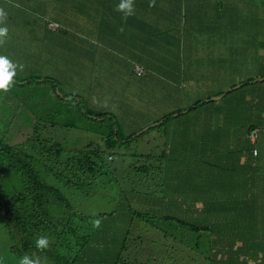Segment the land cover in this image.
<instances>
[{
  "label": "rangeland",
  "instance_id": "obj_1",
  "mask_svg": "<svg viewBox=\"0 0 264 264\" xmlns=\"http://www.w3.org/2000/svg\"><path fill=\"white\" fill-rule=\"evenodd\" d=\"M21 1L0 0V8L6 13H10L8 21L11 25L13 23L17 25L22 19L33 22L35 16L37 17L36 13L34 12L33 14L32 11L27 10ZM192 1L195 2L193 14H191L189 8V3H192ZM149 2L152 5L149 10V16L139 13V16L136 17L139 21L146 23L147 26L142 29V31L146 32L140 33L143 38L140 44L138 43L137 49L133 51H129L127 47L129 43L128 37H121L120 40L106 36L101 38L94 29H91L97 26L96 23L93 25L88 24V21L81 19V17L72 20L71 25L85 33L86 36L82 35V39L87 41L92 39L91 41L94 44L92 53L87 51V49L85 52L84 46L70 45L68 47L71 52L74 49V53L79 56L76 55L75 62L82 69L81 74L78 71L73 73L71 70H65L64 73L62 70L63 68H67L66 63L60 61H67L66 56L68 51L66 50L59 51V53L64 55V58L56 60L59 65H45L44 61L39 58L44 53L41 46L42 43L37 40L39 34L36 30L30 33L33 38L29 42H21L20 38H17V41H13L12 44L14 46L18 48L24 46L28 49V52L32 51L35 55V62L31 63L30 61L14 58L12 54L8 53L14 58L10 59L13 63L24 65L23 71L17 68V75L14 79H19L16 77H20L23 80L31 77H40V79L32 78L24 86H18L15 83L11 88L10 92L13 94V97L11 96L13 102L12 119L10 118V114H6L7 110L11 109L9 104V99L11 98L8 99L5 93H0V135L5 134V122L9 120L10 126L7 135L10 138L8 139L9 145L22 144L24 141L35 144L33 134L34 124H36L35 127L37 126L36 120L44 121L56 117L55 114L63 107V104L57 101L55 95V92L60 88H64L68 92L80 94L79 96L84 100V110L92 108L89 105L90 100L84 94V91H87L86 89L84 90V83H69L65 78L67 76L69 78H79L77 75H88L89 67H91L89 61L99 63L103 58L111 63H116L117 61L126 62L133 55L136 59H139V65H141L139 67L144 72L143 76L138 77L137 75H129L120 71L116 74L120 75L121 79L106 75L112 88L125 89V91H118L116 93L115 106L111 104L110 95L105 93L106 89L100 92L99 101L102 100V109L112 112L119 120L123 113L127 111V108H131L133 111L138 109L139 99L140 104H143L141 107L143 113H147L151 109L150 100L156 99V102L160 100L157 103H159L158 106H161V111L163 110L162 107L167 108L168 106L169 109L176 110L180 108V105L189 106V100L184 98V94L186 93L190 92L189 96L195 103L204 101L211 96L213 97L215 94L222 93L215 100V104L211 103L207 106H200L198 111L194 109V115L185 114L177 122L169 123V126L163 127V129L169 130L168 135H166L167 144L170 147V149L169 147L165 149L167 150V155H160V152L156 151L154 152L153 159L146 161L134 154L136 153L135 151L138 154H142L144 150L150 152L154 147V143L147 144V136L145 135L144 140L142 137L128 144L127 146L131 145L130 149H115L103 154V158L107 159L113 153L114 160L107 162V165L111 167L104 169V177H99L100 175H98L96 176L97 178H93L96 181V187L93 191L91 189L94 188V185L92 187L86 185L88 182L85 183L82 190L73 189L71 186L64 188L63 192L66 200L72 206V209L82 215L85 220L82 222L77 218L73 219L75 222L73 229L77 237L83 235L81 226L89 227L94 231L96 229L92 223L94 220H100V226L106 225L107 227L106 230L103 227L100 228L101 236L99 238L104 243L103 248H95L96 254L99 253V255L92 256L93 254H90L89 249L84 248L85 246L81 250V245H77V247L70 240L69 242L82 256L90 254L93 257L89 264H110L115 260V251L117 252L118 250L119 237L122 240L125 239L128 248L117 258L116 264H248L250 261L239 262L237 257L239 249H234V246L231 247L230 253H224L220 249L221 245L225 244V246H228L230 236L213 230L215 227L213 218L216 215L221 223H226V220L221 218L224 214L228 217H239L247 214L256 220H262L264 219V214H262L264 211L258 214L252 210V207H247L246 209L238 208L244 202L239 201L235 203L234 199L228 197L226 190L234 193L233 190L237 187L243 188L244 196H255L257 194V192L252 190L253 187L249 183L239 182L235 178L236 176H233V170H229L226 174L222 172L218 175L210 176V167L207 166V163H214L220 160L217 157L219 145L213 142L208 135L213 124L201 120L199 111L216 108L219 112L224 113L228 109V102L233 101V98L236 97L240 100L241 95L238 94L241 93L239 90H233L230 93L224 94L227 89L234 85H240L241 82L247 81L249 77H262L264 75V62L263 60L262 63L260 62L258 51L252 61L248 60L249 62L245 59L243 62H230L229 58H220L217 55L221 51L220 40H223L225 49L227 50L226 43H230L233 38L235 40L236 36L235 42L241 45V47H244L245 43L255 39L258 47L260 45L263 46L264 21L256 27L258 34L255 32L251 35L244 21L245 12L247 14L253 12L250 9H245V12L241 10L238 16L239 21L235 22L229 15V10L231 9L227 7V3L223 7V0H184L181 6V16L179 19H176L178 25L172 27V29H167L164 15L172 14V12H176L177 8H180L177 0H172L169 5L162 4L160 0H150ZM14 8L16 9L14 10ZM191 15L194 19L193 23L190 21ZM159 16L161 19H158ZM261 17L264 18V13H262ZM121 19L124 20L123 17ZM157 20L160 21V26L153 24ZM126 22L129 23L132 33L134 29L131 25V20L127 18ZM9 23L6 20L5 24H0V27H7L9 31ZM233 23L234 26L232 27ZM220 26L223 31H217L216 28ZM191 28L195 29L196 33H199L194 36L199 39L200 45L202 47L204 45L208 46L206 49L210 50L209 61L211 65H193L189 59H185L188 53ZM12 35L13 33H8L7 39H11ZM48 37H50L49 34ZM175 43L178 45H174ZM57 44L59 43L57 42ZM159 44H161V47H159ZM249 50L252 51L253 47L250 46ZM88 53H91L90 57ZM169 53H171V61L167 63ZM0 54L5 56L2 50H0ZM243 54L244 51H241L240 59L243 58ZM175 59L183 60V67L185 69L194 67L198 71L206 72L205 76L197 77L194 83H192L191 79L183 72L185 84H182L181 87L177 86L175 84L176 81H174L176 77L171 73H164V69L169 68L167 67L169 63L170 68L174 70L176 66ZM109 68L110 71H102V73L111 74L113 67ZM224 73L227 74L225 75ZM125 75L132 80L129 85L123 80ZM55 80H57L56 87L53 86V81ZM187 82H190V86L185 89ZM164 90L170 92V95L166 98H163ZM176 90L181 93L177 94ZM240 90H248V88L244 87L240 88ZM110 93L113 94V91L110 90ZM94 100L97 102L96 99ZM179 100L186 101L180 103ZM18 101L25 102H23L25 106L22 105L20 109L24 111L25 120H32L30 124L19 118L15 122V114L18 109L15 103ZM129 105L131 106L129 107ZM225 106L227 107L226 109L224 108ZM62 111H64L63 108ZM76 116L75 113L71 115V118L76 121H71L73 126L78 125L80 130H84V133L91 136L92 141L99 142L100 146L104 148V141L109 128L108 124L101 125L94 121H79L76 119ZM64 119H66V116ZM119 122L118 127L122 128L119 136H126L132 128V118L130 120L123 119ZM40 126L44 127L43 123ZM57 126L53 130V133L56 135L54 142L61 144L63 148L65 147L69 151L74 150L75 147H83L81 142L82 136L79 132L71 128L60 127V125ZM134 128L136 129V126ZM160 131L158 129L151 131L149 136ZM100 134L103 136H100ZM102 137L103 142L101 141ZM165 143L163 139L161 150L165 146ZM225 146H222L221 150ZM135 159L141 162L139 164L135 163ZM141 165H146L149 168L147 173L146 171L142 174L135 172ZM213 172L217 171L213 170ZM132 173L135 174L137 180H146V183L134 186L130 182ZM48 184L54 185L53 182ZM55 187L57 188V186ZM222 190L225 191L224 195L221 193ZM173 196H177L178 198H174ZM255 199V203L264 210V197L257 195ZM149 202L152 203L154 208H158L163 204V211H151L148 205ZM231 205L236 207L234 211H230ZM180 208L185 209L184 214L186 215L192 213L194 218L190 221L189 218H186L179 211ZM218 208L220 210L217 214ZM188 211L191 213H188ZM166 212H174L175 217L186 221L185 223L209 222L211 224V232H205L204 235L200 236L183 222L180 223L183 225H173L176 222L175 219L171 220V222L161 221V216ZM104 214L106 216L102 217ZM141 214H146V219H140ZM159 226H162L168 232L169 238L166 239L160 233L158 230ZM127 230H129V233ZM105 231H107V234ZM211 235H214V237L212 238ZM69 239H72V237H69ZM241 239L245 244L244 231ZM87 240L92 244L95 240V234L88 236ZM148 240H152L155 243H150ZM73 241L75 242V240ZM11 245L10 234L6 227L0 223V259L3 260L4 264H19V259L22 255L14 253ZM248 245L251 247L250 242ZM61 251L65 254L63 249ZM150 251L156 253L155 255L153 254L151 259ZM16 252H20V250ZM228 255H230L232 260H226ZM43 264H55V262L45 261ZM77 264L81 263L78 262Z\"/></svg>",
  "mask_w": 264,
  "mask_h": 264
},
{
  "label": "trees",
  "instance_id": "obj_2",
  "mask_svg": "<svg viewBox=\"0 0 264 264\" xmlns=\"http://www.w3.org/2000/svg\"><path fill=\"white\" fill-rule=\"evenodd\" d=\"M22 1L29 3V10L32 11L33 14L35 12L37 17L35 16V20L33 22L22 19L17 25H14V23L11 25L8 21L9 18L7 17V22L10 25L8 33H13V35L11 39H6V43L0 46V50H2L5 56L9 59L18 58L25 61H30L31 63L35 62V55L32 51L28 52V49L24 46L18 48L14 46L12 42L17 41V38H20L19 40L21 42H28V39L31 40V38H33L30 33L33 30H36V32L39 34L37 40L42 43L41 46L44 53V55H40L39 58L44 61L45 65H57L58 63L56 60L64 58V55L59 53V51H68L66 56L67 61L60 60L65 62L67 65L66 69H62L64 73L65 70H71L73 73L78 71L80 74L82 72V69H80L76 64L77 62H75L77 54L74 53V49L72 52L68 49L70 45H88L87 47L91 52L94 48V44L91 41L92 39H89L88 37L87 38L89 41L82 39V35L86 36L85 33L74 28L71 25L72 20L77 17H81V19L88 21V24L93 25L96 23L97 26L91 29H94L97 35L101 38H103L105 32L109 30L115 31L120 29L122 26L126 27V25H129V23L122 19L115 21V19L112 17H104L103 19H100L99 16L100 10L112 11L111 14L113 15L115 11H117L116 8L121 3V0H93L92 2H87V0ZM149 1L150 0H134V9H137L138 11L149 12L151 7ZM183 1L184 0H177L180 8H177L176 12H172V17L166 22L171 23V29L172 27L178 25L176 19H179L181 16V6ZM223 1V7H225V3H227V7L231 9L229 10V15L235 22L239 21L238 16L241 10L244 12L245 9H250L253 11L249 12L248 14L245 12L244 21L251 35H253L255 32L258 34L256 27H258L264 21V18L261 17L262 13H264V0ZM194 3L195 2L192 1L191 4L193 6L189 7L191 14H193L195 9ZM15 9L16 8H14V10ZM92 12H99V14H97V17L92 18L89 16L92 15ZM145 14L147 15L148 13ZM8 15H10L9 12L7 13V16ZM108 19L109 21H107ZM130 20L132 23V19ZM133 20L136 22L135 29H139L140 27L142 30L145 26H147L146 23H143V21H139L138 19ZM190 21L192 23L194 22L192 15L190 17ZM52 23L59 24V29L54 33H49L48 27ZM154 24L159 26L160 21L157 20L154 22ZM233 26L234 23L232 24V27ZM216 29L217 31H223L221 30V26ZM137 32L139 33V31ZM140 32L143 33L146 31ZM118 33H120L121 37H127V33L124 34V29L122 31L120 30ZM48 34L50 37H48ZM190 34L191 37L188 42V53L185 59H189L193 65H211L209 61L210 50L206 49L208 46L204 45V47H202V45H200L199 39L194 36L199 34L196 33L195 29L191 28ZM236 39L237 36L235 40ZM235 40L233 38L230 43H226L227 50L225 49L223 40H220V53H223L221 55L220 53L217 55L220 56V58H229L230 62H243L244 59L249 62L248 60L252 61L258 51L260 62L262 63V60L264 62V45H260L258 47L255 43V39L245 43L244 47H241V45L237 44ZM56 41L59 44H57ZM174 45L178 44L175 43ZM250 46L253 47L252 51L249 50ZM241 51H244L242 59H240ZM8 53L12 54L14 58ZM0 56L2 55L0 54ZM169 58L170 60H167V63L171 61V56H169ZM136 60L139 62V59ZM174 61L176 62L174 70L171 68H166L164 69V73H171L177 79L180 65L183 66V60L181 61L175 59ZM90 63L91 67H89V75L79 78H69V76H67L65 79L69 83H84V90H87L86 92L84 91V94L86 98L90 100L89 105L92 108H87L84 110L85 104L83 98L79 96L80 94L68 92L66 89L60 88L57 92H55V95L57 97V101L63 104L62 108L64 111H62V108H60L59 112L55 114L56 117L44 121H38V119L36 120L37 126L35 127L36 124H34L33 134V139L36 142L35 144L24 141L22 144L18 143L9 145L8 139L10 138L7 136L10 126L9 120H6L5 122V134H2V136L0 135V223L6 227L8 233L10 234L12 251L22 255L21 257L28 255L35 258L38 256L41 259V264H43L45 261H52L55 262V264H77L78 262L81 264H89L93 258L92 256L99 255V253L96 254L95 248H103L104 241L99 238L101 236L100 228L103 227L104 230H106V225H101L94 231H92L89 227L81 226L83 235L80 237L76 236L75 230L73 229V224L75 223L73 219L77 218L82 222L85 220L83 219L82 215L72 209V206L66 200L63 192L64 188L71 186L73 189L82 190L85 183L88 182L86 185L90 187L94 185V188L91 189L93 191L96 187V181H94L93 178H97L96 176L98 175H100L99 177H104V169L111 167L110 165H107L108 160L103 158V154L115 149H130L131 145L127 146L128 144H131L133 141L142 137L144 140L145 135L147 136V144L149 145L154 143V147L150 152H146V150H144L142 154H138L137 151H135L136 153L134 154L142 157V159H145L146 161H148V159H153L154 152L156 151H159L160 155H167V150L165 149H167L169 146L167 144L166 135H168L169 130L163 129V127L169 126V123L177 122L181 116L185 114L194 115L193 112L195 110L198 111L200 106H207L211 103L215 104V100L218 99V97H220L222 94H215L213 97L211 96L204 101L195 103V101L193 102L189 96L190 92L186 93L184 94V98L189 100V107L183 108L181 106L176 110L169 109L168 106L167 108L162 107L163 110L161 111V106H158L159 103H157L160 102V100H157V102L156 99L150 100L149 104L151 109L147 113H143L141 108L143 104H140L139 99L138 109L133 111V109L127 108L126 112L128 113L124 112L120 118V120H130L132 118V128L130 129L129 133L126 134V136L121 137L119 136V132L122 131V128H120V126L118 127L120 124L119 118L116 115H113L112 112L103 110L101 107L102 100L99 101V98L101 90L106 89L105 93L110 95L112 100L111 104L115 106L114 100L116 93L118 91H125V89L112 88L111 83L108 82L106 78V75H111L115 78L119 77V75L116 73L123 71L129 75L142 76L144 72L142 75L137 74L135 70L136 67L140 65H138L136 62L134 63V60H131L130 58L129 60H126V62L117 61L116 63H111L110 61L103 58L99 61V63H93L92 61H90ZM122 63L124 64L123 66H121ZM168 65L170 66V63ZM168 65L167 67H169ZM109 67H113V72L111 74L102 73V71H110ZM224 74L226 75L227 73ZM16 78H19L15 79V83L18 86L26 85L32 78L40 79V77H31L24 80L20 77ZM263 78L264 75L262 77H249L247 81L241 82L240 85H234L233 87L227 89L224 94L230 93L233 90H239L241 92L238 93L241 94L240 100H238V97H236L233 98V101L228 102V109L224 113H221L218 119L211 122L213 125L210 132L208 133L209 138L213 142L219 140L224 141V143L220 144L218 150L219 152L217 153V157L220 158V160L214 163H207V166L210 167V176L218 175L221 172L226 174L229 170L235 171L233 167H229L227 164L231 163L235 165V168L239 173V176L235 178H237L239 182L249 183L257 190L260 182L259 177L264 170ZM125 81L128 83V85L132 82L131 78H127ZM56 82L57 80L53 81V86L55 87L57 86ZM175 84L181 87L183 83L178 81L177 83L175 82ZM188 86L189 84L186 83L185 89ZM244 87H247L248 90H240V88ZM260 89H262V92ZM110 90L113 91V94L110 93ZM12 95L13 94L11 93V96ZM163 95V98H166L170 95V92L164 90ZM7 98L9 99L11 97L7 96ZM222 98H224V96H222ZM94 99H96L97 102H95ZM23 102L18 101L15 103V106L18 107L15 114V122H17L19 118L30 124L32 120H25L24 111L20 109L22 105L25 106V102ZM9 104L11 109L7 110L6 114H10V118L12 119V98L9 99ZM131 105H129V107ZM224 108L226 109L227 107L225 106ZM186 110L188 111L183 113ZM217 112H214L213 108L211 110L199 111L201 116L200 119L206 122L208 121V119L205 118L206 115L208 116L214 114L217 116ZM73 113L77 115L76 119L79 121L86 120L94 121L95 123H99L101 125L108 124L109 128L107 131V136L105 137L104 148L100 146L99 142L92 141L91 136H89L87 133H84V130H80L78 125L75 127L73 126L71 123V121H75L71 118ZM65 116L66 119H64ZM42 123L44 127L40 126ZM57 125H60V127L63 126L64 128H71L72 130L79 132L82 136L81 142L83 147H75L74 150L69 151L65 147L64 149L61 144L54 142L56 135L53 133V130L58 127ZM135 126L136 129L134 128ZM157 129L161 131L149 136L151 131ZM241 134L245 136L246 141L243 140ZM100 136L103 135L100 134ZM239 136L241 137L242 141L241 145H235V149H227L228 145H226V143L230 142L229 140L232 139V137L237 138ZM163 139L166 143L161 150ZM101 141L103 142V137L101 138ZM222 146H225L223 150H221ZM135 161V163L138 164L141 162L138 159H135ZM224 163H226V165H220ZM148 169L149 168L146 165H141L136 169L135 172L142 174L146 171L147 173ZM213 170H216L217 172H213ZM145 181L146 180H137L135 174L133 173L130 177V182L134 184V186H140L141 183H146ZM47 182H53L54 185L48 184ZM55 186H57V188ZM221 193L224 195L225 191L222 190ZM261 193L264 194V185L262 187ZM173 197L178 198L177 196ZM148 205L150 206L151 211H163V204H161L158 208H154L151 202H149ZM235 209V206H230V211H234ZM219 210L220 208H218L216 212L217 214ZM179 211L182 212L186 218H189L190 221L194 218L190 211H188V213L191 214H184V208H180ZM104 216H106V214H104L102 217ZM139 218L146 219V214H141ZM221 218L225 219L226 223H222L221 225L220 219L215 215L213 218V223L215 225L213 230H217L223 234V232H221L223 230L220 227H229L230 223L235 221L236 218H234V216L228 217L225 214L221 216ZM173 219L176 220L173 225H183L180 223L186 222L176 218L174 212H166L161 216V221L164 222H171ZM250 221L251 220L249 219V222ZM185 225L200 236L204 235L205 232H211V224L209 222L202 223L201 221H198L195 223H185ZM154 227L156 228L155 225ZM158 230L161 234H163V236H165L166 239L169 238L168 232L165 231L162 226H159ZM127 231L129 233V230ZM105 232L107 234V231ZM92 234H95V240L91 244L87 240V237ZM256 235L257 231L248 233L250 238H253ZM41 236L46 237L49 240V247L42 251L36 246V240ZM69 237H72V239H69ZM211 237H213V235H211ZM69 240L76 246L81 245V250L83 249V246H85L84 248L89 249V253L93 255L91 256L90 254H87L82 256L78 250L71 246ZM73 240H75V242ZM148 241L150 243H155L152 240ZM127 248L128 244L126 243L125 239L122 240L121 237H119L118 250L117 252L115 251L116 258L110 264H116L117 258L120 257V255H122V253L127 250ZM61 249L64 250L65 254H63ZM18 250H20V252H16ZM150 252L151 259L153 254L155 255L156 253L153 251ZM229 259L232 260L230 257L226 258V260ZM238 259L239 262H245L244 259L241 260L240 255ZM249 260L251 261L252 258L247 259V261ZM253 262L258 263L259 259L253 258ZM261 264H264V258H261Z\"/></svg>",
  "mask_w": 264,
  "mask_h": 264
},
{
  "label": "crops",
  "instance_id": "obj_3",
  "mask_svg": "<svg viewBox=\"0 0 264 264\" xmlns=\"http://www.w3.org/2000/svg\"><path fill=\"white\" fill-rule=\"evenodd\" d=\"M92 1L93 0H87V2H92ZM160 1H161L162 4H165V5H169L172 2V0H160ZM191 6H193V5L191 3H189V7H191ZM111 12L112 11L100 10V14H99V12L98 13L92 12L91 17L95 18V17L98 16L97 14H99L100 19H103L104 17L105 18L112 17V18L115 19V21H118L124 15L122 12H119V11H115V13L113 15L111 14ZM139 13H143V14L148 13L147 16H149V12L148 11H138L137 9H134V15L128 17L129 19H132V21H133L131 23V25L133 26V29H134V31L132 33H131V29H130L129 25H126V27L122 26L120 29H117L115 31L109 30V31L105 32V35L103 37L106 36V37H109V38H112V39L120 40L121 39V35L118 32H120L121 29H124V34L127 33V37L129 39V44L127 45V47L129 48V51L136 50L137 49L136 45L138 43L140 44V41L143 38L142 35L140 34L141 33L140 31H142V30L140 29L139 26H138L139 29L138 28L135 29V23L136 22L133 20V19H137L136 17L139 16ZM101 17H103V18H101ZM171 17H172V14L164 15V18H165L166 22ZM158 19H161L160 16L158 17ZM159 26H160V24H159ZM166 28L167 29H171V23H167V27ZM136 30L139 31V33ZM7 38L8 37H6V39ZM27 41L29 42L30 39H28ZM135 42H136V44H135ZM159 47H161V44H159ZM86 49H87V51L91 52L88 47L86 48V46H84V51L85 52H86ZM91 53H88V54L91 56ZM169 56H171L170 53H169ZM130 59L134 60V63L136 62L139 65V62H137L136 58L133 55H131ZM168 60H170V58H168ZM24 63H26V62H24ZM123 65L124 64L122 63L121 66H123ZM26 66H28L27 63H26ZM169 68H170V66H169ZM183 72L187 75L188 78L191 79L192 83H194V81L197 79V77H204L205 74H206V72L198 71L194 67H190L188 69H185L183 66L180 65L179 75H177L176 83L178 81H180V83L185 84V82L183 80V76H184ZM168 74H170V73H168ZM77 76L78 77H83L81 75H77ZM84 76H86V75H84ZM119 77L121 78L120 75H119ZM138 77H140V76H138ZM126 79H127V77L125 75L123 80H126ZM187 83L190 86V82H187ZM179 90H181V89H179ZM261 92H262V90H261ZM176 93L180 94L181 92L176 90ZM6 95L8 97H11V92L9 91L8 93H6ZM179 101H180V103H183L186 100H183V101L179 100ZM181 106L183 108H186L184 105H180V107ZM217 111L218 110L215 108L214 112H217ZM217 113H218L217 116H215L214 114H211V115H208V116L206 115L205 118L208 119V121H206V123H211V122H213V120L218 119L220 117L221 112H217ZM214 116H215V119H214ZM241 136L243 137V140L246 141L245 136L243 134H241ZM229 141L230 142H228V144H227L228 145L227 149H229V148L235 149V145H241V143H242L240 136L237 137V138L232 137V139H230ZM214 142L217 143L219 145V147H220V144L224 143V141H222V140L221 141L220 140L219 141H214ZM227 164L229 165V167H233V169L235 170V171H233V176L238 177L239 173H238L237 169L235 168V165L231 164V163H227ZM220 165L224 166V165H226V163L220 164ZM259 178H260V182H259L258 190L256 188H252V190L254 192H257V194L255 196H244L243 195L244 191H243V188H241V187L235 188L233 190L234 193H231L229 190H226V194L228 195V197H231L232 199H234L235 202H239V201H243L244 202L242 204V206L238 207V208L246 209L247 207L248 208L252 207V210H254V212L259 214L261 211H264V210L257 203H255V200H256L255 197L257 195L260 196V197H264V194L261 193L262 192V187L264 185V170L262 171V173H261ZM262 214H264V213H262ZM234 218H236V220L233 221L232 223H230L229 227H226V226H221L220 227V228H225L223 230V233H225L226 235L230 236V243L228 244V246H225V244L221 245L220 249L223 250L224 253H230L231 252V250H230L231 247L234 246V249H239V253H238L237 257H239V255H240L241 259H251L252 258L251 261L249 260L250 262L248 264H261V258H264V219L256 220L251 215H247V214H243V215H241L239 217H235L234 216ZM249 219L251 220L250 222H249ZM221 225H222V223H221ZM243 231L245 232V242H246L245 244L243 243V241L241 239V235H242ZM253 231H257V235L255 237H253V238H250L248 236V233L249 232H253ZM213 237H214V235H213ZM249 242L251 243L252 249L248 245ZM222 247H224V249H222ZM227 257H230V255H228ZM253 258L259 259V262L258 263H254L253 262Z\"/></svg>",
  "mask_w": 264,
  "mask_h": 264
},
{
  "label": "clouds",
  "instance_id": "obj_4",
  "mask_svg": "<svg viewBox=\"0 0 264 264\" xmlns=\"http://www.w3.org/2000/svg\"><path fill=\"white\" fill-rule=\"evenodd\" d=\"M21 2L23 3L24 7L27 10H29L30 8L29 3L26 1H21ZM116 10L124 14L123 19L126 21L128 17L134 15V0H121V3L117 6ZM7 17L9 18V15L7 16V13L2 8H0V24H5ZM58 29H59V24L52 23L48 27V32L54 33L58 31ZM122 30L123 29H121V31ZM7 36H8V28L0 27V46L6 43ZM17 68H19L20 71H23L24 65L15 64L8 57L0 56V93H5V94L8 93L11 90V88L14 86L15 84L14 78L17 75ZM263 81H264V78H263ZM261 88H262V85H261ZM261 90L262 89H260V91ZM111 154L112 155H109L107 157L108 161L114 160V154L113 153ZM92 223L94 227L99 228L101 222L100 220H94L92 221ZM36 246L41 251L44 249H47L49 247V240L46 237L41 236L36 240ZM244 260L245 262H249L247 261V259H244ZM0 264H4L2 259H0ZM19 264H41V259L38 256L33 258L28 255H24L23 257L19 259Z\"/></svg>",
  "mask_w": 264,
  "mask_h": 264
},
{
  "label": "built area",
  "instance_id": "obj_5",
  "mask_svg": "<svg viewBox=\"0 0 264 264\" xmlns=\"http://www.w3.org/2000/svg\"><path fill=\"white\" fill-rule=\"evenodd\" d=\"M136 73L139 74V75H142L143 74V70L141 69V67L137 66L136 67Z\"/></svg>",
  "mask_w": 264,
  "mask_h": 264
}]
</instances>
